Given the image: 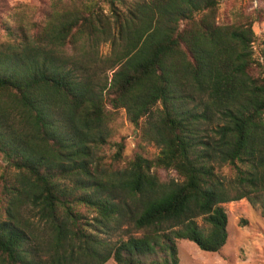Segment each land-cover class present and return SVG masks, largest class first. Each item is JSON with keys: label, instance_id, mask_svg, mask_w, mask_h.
Listing matches in <instances>:
<instances>
[{"label": "trees", "instance_id": "obj_1", "mask_svg": "<svg viewBox=\"0 0 264 264\" xmlns=\"http://www.w3.org/2000/svg\"><path fill=\"white\" fill-rule=\"evenodd\" d=\"M29 7L30 36L0 0V264H179V240L225 246L224 204L264 218V0ZM119 112L128 160L107 127ZM124 225L143 236L111 242Z\"/></svg>", "mask_w": 264, "mask_h": 264}, {"label": "rangeland", "instance_id": "obj_2", "mask_svg": "<svg viewBox=\"0 0 264 264\" xmlns=\"http://www.w3.org/2000/svg\"><path fill=\"white\" fill-rule=\"evenodd\" d=\"M11 6L8 20L6 23L12 28L20 27L28 34L30 33L29 24L33 20L32 9L29 4L33 0H8ZM242 1V2H241ZM16 4H24L25 6L19 8ZM234 6L235 10L244 6V0H221V7L231 9ZM256 6V3L253 5ZM32 32V31H31ZM257 35L259 39H264V21L256 25ZM20 33V29H17ZM22 35V34H21ZM10 40L8 34L0 30V48L6 47V43ZM261 40L255 44L260 43ZM71 53L70 49H66V53ZM110 54L109 43L100 45L98 55L104 57ZM100 67L103 64L100 63ZM110 74V73H108ZM108 130L111 131V142H120L121 137L126 140L127 147L123 152L125 160L130 159L135 150V142L138 140L134 137L133 127L128 121L124 112H119L117 116L108 124ZM148 156L157 154V150L151 145H144ZM107 154L106 152L104 153ZM108 156V155H107ZM109 158V156H108ZM123 161L120 162V165ZM162 176H173V173L167 174L161 172ZM223 208L227 214V242L218 254L205 253L199 250L193 243L179 240L176 242L178 250L179 264H264V218L255 213L250 204L246 200L231 202L224 204ZM94 215H89L90 219ZM241 221H245L246 226L241 225ZM196 223L200 227H204L201 219H197ZM128 231V232H127ZM127 232V233H126ZM144 234L142 230H136L134 227L124 225L121 231L116 235H110V241L115 242L118 238L122 240L127 239V235L140 238ZM104 237L105 235H100ZM106 264H116L113 260H109Z\"/></svg>", "mask_w": 264, "mask_h": 264}]
</instances>
